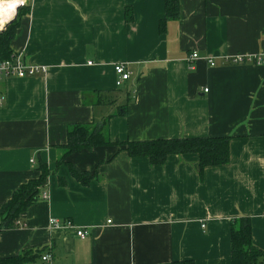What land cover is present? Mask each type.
Returning a JSON list of instances; mask_svg holds the SVG:
<instances>
[{
    "label": "crops",
    "instance_id": "0c3cea01",
    "mask_svg": "<svg viewBox=\"0 0 264 264\" xmlns=\"http://www.w3.org/2000/svg\"><path fill=\"white\" fill-rule=\"evenodd\" d=\"M1 1L12 11L28 2L11 48L48 73L0 81V207L40 175V160L50 174L40 189L48 199L0 231V257L43 249L25 264H231L240 216L264 249V62L229 63L264 54V0H178L179 16L165 29V0ZM118 63L131 72L119 88ZM126 103L127 113L117 114ZM104 118L113 140L230 135V160L201 177L195 153L156 165L97 146L66 158L97 170L98 179L81 184L57 166L59 145L70 124Z\"/></svg>",
    "mask_w": 264,
    "mask_h": 264
},
{
    "label": "trees",
    "instance_id": "16d2710c",
    "mask_svg": "<svg viewBox=\"0 0 264 264\" xmlns=\"http://www.w3.org/2000/svg\"><path fill=\"white\" fill-rule=\"evenodd\" d=\"M11 18V7L8 9ZM15 12V10H14ZM28 13V7L19 9L17 18L0 30V60L11 56V41L15 37L20 17ZM179 16L178 0H165V16L160 21L161 29H165L168 20ZM128 13V18L131 19ZM98 102V101H97ZM99 104V103H98ZM127 103L118 106L117 114L127 113ZM232 136H192L179 138H156L150 140H113L109 132V118L98 122L72 123L68 126L67 141L59 147L65 152L57 160V166H68L72 178L81 184H88L98 179L97 170L93 172L78 169L74 164L67 163L66 158L81 150H91L97 146H119L131 157H148L152 164H163L171 154L195 153L198 155L199 173L202 177L208 166L227 164L230 160V141ZM37 169L40 175L21 185L12 197L0 207V231L17 226V220L30 205L37 203L40 189L45 185L50 174L47 163L39 161ZM58 184H67L64 177H58ZM43 249L23 251L14 257H0V264H25L40 257ZM231 264H264V249L254 245L252 241V223L248 216L235 219L230 231ZM172 264H195L191 259H178Z\"/></svg>",
    "mask_w": 264,
    "mask_h": 264
},
{
    "label": "built area",
    "instance_id": "2783aa9c",
    "mask_svg": "<svg viewBox=\"0 0 264 264\" xmlns=\"http://www.w3.org/2000/svg\"><path fill=\"white\" fill-rule=\"evenodd\" d=\"M197 56H198L197 52L193 51V53L191 54V58L195 59L197 58ZM249 62L263 63L264 54H259L252 58L238 54L231 57V59L229 60V63L231 64H244ZM208 63L210 66L215 65L213 59H209ZM115 72L117 75L116 86L119 88L123 86L126 83V81L130 78L131 72L129 71L125 63H118L117 65H115ZM47 73H48V68L46 66L28 63L25 60L24 54L22 52H17V53L13 52L10 57L0 60V81L12 77H17V78L36 77L40 75H46ZM4 100H5L4 96L0 94V108L3 107L5 102ZM40 197L43 200H47L48 193L46 191H42ZM50 223L55 226L63 225V226L72 227L74 225L73 221L70 219L60 220L57 218H52L50 219ZM108 223H110V220H108ZM76 235L84 239L88 236V231L84 229H77ZM42 260L50 261L51 256L49 254L43 255Z\"/></svg>",
    "mask_w": 264,
    "mask_h": 264
},
{
    "label": "bare ground",
    "instance_id": "6f19581e",
    "mask_svg": "<svg viewBox=\"0 0 264 264\" xmlns=\"http://www.w3.org/2000/svg\"><path fill=\"white\" fill-rule=\"evenodd\" d=\"M7 21H8L7 7L6 4L0 0V27H2Z\"/></svg>",
    "mask_w": 264,
    "mask_h": 264
},
{
    "label": "water",
    "instance_id": "95a60500",
    "mask_svg": "<svg viewBox=\"0 0 264 264\" xmlns=\"http://www.w3.org/2000/svg\"><path fill=\"white\" fill-rule=\"evenodd\" d=\"M26 4H28L27 1H21V2H19L17 4V6H16L14 15L2 27H0V30H3L7 25H9L10 23H12L17 18L20 7H22L23 5H26Z\"/></svg>",
    "mask_w": 264,
    "mask_h": 264
},
{
    "label": "rangeland",
    "instance_id": "374dc122",
    "mask_svg": "<svg viewBox=\"0 0 264 264\" xmlns=\"http://www.w3.org/2000/svg\"><path fill=\"white\" fill-rule=\"evenodd\" d=\"M23 6H25V5H23ZM8 15H9V10H8ZM14 15V11H12V13H11V17ZM9 20V19H8Z\"/></svg>",
    "mask_w": 264,
    "mask_h": 264
}]
</instances>
